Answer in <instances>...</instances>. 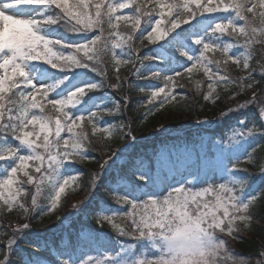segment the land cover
<instances>
[{
	"label": "snow or ice",
	"instance_id": "6c2138e0",
	"mask_svg": "<svg viewBox=\"0 0 264 264\" xmlns=\"http://www.w3.org/2000/svg\"><path fill=\"white\" fill-rule=\"evenodd\" d=\"M256 45L264 52V0H0V214L20 213L0 229V264H45L44 250L55 264H264V241L246 257L232 246L253 231L264 205V163L257 172L242 167L264 141V63L257 70ZM122 65L148 83L122 80ZM229 65L243 74L231 75ZM201 72L206 89L193 79ZM185 79L214 107L218 89L227 93L231 103L215 119L227 124L236 116L230 132L212 138L205 169L156 176L134 160L105 189L117 207L101 202L86 214L94 228L65 240L62 250L38 233L27 240L32 221L54 214L73 185L89 189L72 204L77 213L92 202L120 160L111 143L117 134L127 139L120 154L135 147L130 122L106 119L131 102L113 93L151 89L138 103L143 122L188 98L177 92ZM101 141L97 159L93 145ZM86 162L97 167L83 185L77 165Z\"/></svg>",
	"mask_w": 264,
	"mask_h": 264
},
{
	"label": "trees",
	"instance_id": "16d2710c",
	"mask_svg": "<svg viewBox=\"0 0 264 264\" xmlns=\"http://www.w3.org/2000/svg\"><path fill=\"white\" fill-rule=\"evenodd\" d=\"M261 47L260 45H256L257 56L254 60L256 61L257 70L259 69V64L264 63V52L261 51ZM147 51L148 48L145 47L143 52ZM234 51L240 50L234 49ZM104 60L109 80L111 81L114 78V68L110 54H106ZM228 70L233 76L243 74L232 65L228 66ZM120 76L122 80L126 79L134 86L144 87L148 83L132 75L131 65H122ZM95 78L99 79V77ZM193 79L204 81V88L206 89L207 80L202 72L198 74L194 73ZM257 79H259V76H257ZM183 83L186 87L177 89V92L186 95L187 99L181 100L178 97L179 103L173 102L172 105L166 106L161 113L149 116L143 122L141 114L146 109L138 107V103L140 101L146 102L147 93L151 89H146L145 93H140L135 90V87L132 91H129L127 87H123L118 93H113L112 89H107L108 92L115 95L116 99H120V96L123 94H128L131 97V102L128 104L123 115L108 117L106 119L114 122H130L137 136L135 147L128 152L120 154V145L126 144L127 139L122 141L119 134H117L115 140L111 143L112 147L118 150L120 160L117 161L111 174L101 177L100 183L93 193L92 202L83 211L77 213L72 208V204L85 199L89 193V189L87 186H84L73 191V188H75V185H73L72 188L66 190L64 197H62L61 207L54 214L43 217L42 221H32L34 231L27 236V240L35 241L37 239L36 234L38 233L40 242H47L51 248L62 250L65 240L72 239L75 242L76 234L82 229L87 228L91 230L94 228L93 222L87 218L86 214L96 210L101 202L112 207H117L106 194L105 189L110 182H116L117 171L134 160L140 161L145 166L150 167L156 176L172 175L176 170L196 172L197 170L203 171L205 169L207 160L211 156L212 138L219 139L222 135L230 132L229 124L235 125L236 116L233 115V119L227 124L225 121L214 118L219 109L231 103L223 99L227 93L223 92L222 89H218L222 100L214 107L210 102L202 100L203 92L198 94L195 91L193 82L185 79ZM97 95H102V93H97ZM240 99H244V97L241 96ZM198 118H210V122L208 125L201 127L196 123ZM88 130L90 131V129ZM103 144L104 142L101 141L93 145L96 148L93 155L97 159L104 153ZM261 163H264V141H259V146L253 154V163L251 165L245 163L242 167H248L250 171L257 172L258 165ZM77 167L84 173L80 182L83 185H87L90 179L89 173L95 171L97 166L95 163L86 162L77 165ZM18 219H20L19 212L12 215L7 213L0 214V229ZM252 227L253 231L243 233V242H232L237 251L247 256L248 254L255 253L260 248L261 242L264 241V205L256 209V219ZM107 230L108 225H105V231ZM108 235L112 236L114 233L109 232ZM4 239H7V237H4ZM19 247L23 248L24 243L21 242ZM17 254H19V250ZM38 255L45 260V264L49 261L55 264L54 255L48 250L41 251ZM15 258L13 257V260Z\"/></svg>",
	"mask_w": 264,
	"mask_h": 264
},
{
	"label": "rangeland",
	"instance_id": "374dc122",
	"mask_svg": "<svg viewBox=\"0 0 264 264\" xmlns=\"http://www.w3.org/2000/svg\"><path fill=\"white\" fill-rule=\"evenodd\" d=\"M110 237V236H109ZM232 246L234 247V249H235V251L237 252V253H240L239 251H237L236 250V247L232 244ZM241 254V253H240ZM244 255V254H243ZM245 257L247 256V255H244Z\"/></svg>",
	"mask_w": 264,
	"mask_h": 264
}]
</instances>
